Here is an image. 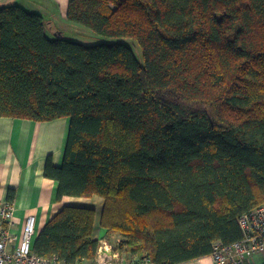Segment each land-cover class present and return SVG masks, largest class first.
Instances as JSON below:
<instances>
[{
    "label": "trees",
    "instance_id": "16d2710c",
    "mask_svg": "<svg viewBox=\"0 0 264 264\" xmlns=\"http://www.w3.org/2000/svg\"><path fill=\"white\" fill-rule=\"evenodd\" d=\"M67 17L136 42L143 63L0 6V117L71 120L63 164L44 171L58 200L103 198L101 226L132 260L183 264L240 241L239 219L264 206V0H70ZM96 217L65 206L33 252L92 262Z\"/></svg>",
    "mask_w": 264,
    "mask_h": 264
},
{
    "label": "crops",
    "instance_id": "0c3cea01",
    "mask_svg": "<svg viewBox=\"0 0 264 264\" xmlns=\"http://www.w3.org/2000/svg\"><path fill=\"white\" fill-rule=\"evenodd\" d=\"M70 0H0V6L20 5L44 17L46 33L50 38L66 37L73 32L68 20ZM70 118L50 122L0 117V200H9L15 208V226L12 231L19 238L28 216L37 218L38 234L65 206L94 208L97 211L94 238L101 245L116 249L122 240L117 233H109L101 226L105 201L92 198L64 197L58 200V182L44 175L46 161L53 156L56 166L64 160L70 129ZM17 244V242L15 243ZM130 258V257H129ZM131 259V258H130ZM183 264H220L212 256ZM251 264H264V252L257 253Z\"/></svg>",
    "mask_w": 264,
    "mask_h": 264
},
{
    "label": "built area",
    "instance_id": "2783aa9c",
    "mask_svg": "<svg viewBox=\"0 0 264 264\" xmlns=\"http://www.w3.org/2000/svg\"><path fill=\"white\" fill-rule=\"evenodd\" d=\"M15 208L12 202L0 200V264H66L57 258L47 259L33 252L38 237L37 218L27 217L19 238L14 235ZM242 239L230 245L216 242L211 254L220 264H251L255 254L264 252V206L239 219ZM17 242V244H15ZM74 264H152L149 258L132 260L126 253L100 244L92 262Z\"/></svg>",
    "mask_w": 264,
    "mask_h": 264
},
{
    "label": "rangeland",
    "instance_id": "374dc122",
    "mask_svg": "<svg viewBox=\"0 0 264 264\" xmlns=\"http://www.w3.org/2000/svg\"><path fill=\"white\" fill-rule=\"evenodd\" d=\"M72 26L74 28L73 29L74 31L68 34L69 39H72L73 41L82 43L87 46H94V45H99V44L123 43L131 47L138 61L140 63H143V53H142L141 48L136 44V42L130 39H126V38H112V37L102 36L92 31L89 28H86L84 26H80L74 23Z\"/></svg>",
    "mask_w": 264,
    "mask_h": 264
}]
</instances>
